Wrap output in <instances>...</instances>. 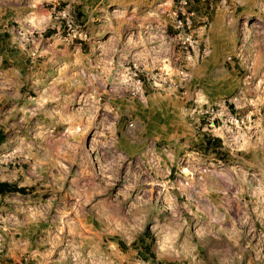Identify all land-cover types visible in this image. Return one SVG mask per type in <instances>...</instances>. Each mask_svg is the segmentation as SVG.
Listing matches in <instances>:
<instances>
[{"label": "rangeland", "instance_id": "obj_1", "mask_svg": "<svg viewBox=\"0 0 264 264\" xmlns=\"http://www.w3.org/2000/svg\"><path fill=\"white\" fill-rule=\"evenodd\" d=\"M0 181V264H264V0H0Z\"/></svg>", "mask_w": 264, "mask_h": 264}, {"label": "trees", "instance_id": "obj_2", "mask_svg": "<svg viewBox=\"0 0 264 264\" xmlns=\"http://www.w3.org/2000/svg\"><path fill=\"white\" fill-rule=\"evenodd\" d=\"M11 185L5 181H0V195L1 194H5L6 192L10 191V190H23L22 188H11Z\"/></svg>", "mask_w": 264, "mask_h": 264}, {"label": "built area", "instance_id": "obj_3", "mask_svg": "<svg viewBox=\"0 0 264 264\" xmlns=\"http://www.w3.org/2000/svg\"><path fill=\"white\" fill-rule=\"evenodd\" d=\"M179 21V20H178ZM180 22V21H179Z\"/></svg>", "mask_w": 264, "mask_h": 264}]
</instances>
